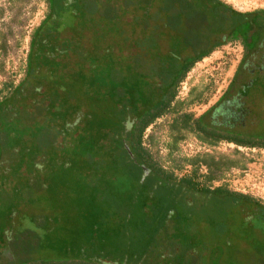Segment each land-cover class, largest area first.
I'll list each match as a JSON object with an SVG mask.
<instances>
[{"label":"rangeland","instance_id":"374dc122","mask_svg":"<svg viewBox=\"0 0 264 264\" xmlns=\"http://www.w3.org/2000/svg\"><path fill=\"white\" fill-rule=\"evenodd\" d=\"M125 1H66L54 22V33L58 30L60 41H67V54L63 59L44 61L37 82L28 80L23 85L33 35L49 15L50 2L0 0V89L6 83L13 89L22 88L12 107L0 110V262L28 254L52 255L53 239L61 237L65 247L76 243L85 254L113 264H264L263 233L244 230L239 223L231 225L218 215L212 202L203 208L199 197L192 199L176 189L170 192L165 187L168 183L160 182L137 194L116 183L115 172L110 183L101 155L86 154L85 146L92 143L89 135L95 133V129L89 131L95 126L90 100L102 87L88 80L89 74L98 76L103 66L96 50L110 46L117 52L128 43L130 29L140 27L137 17L144 7L142 1L124 5ZM148 1L169 6L167 15L202 12L199 0ZM221 1L242 13L264 10V0ZM204 23L203 16L190 22L191 27ZM123 26H127L126 34ZM188 34L197 42L195 50L206 47L202 39L189 30ZM230 37L196 62L179 85L181 98L192 86H208L203 100L184 107L194 116L214 109L236 84L237 75L243 74L247 50ZM259 66L264 75V62ZM117 98L127 100L123 91ZM256 103L264 106V92ZM170 121V115L157 119L143 136V145L166 168L171 165ZM184 134L172 157L210 153L238 159L239 167L225 172L213 187L224 184L264 203V148L226 141L208 146L194 133ZM114 139L111 134L101 142L112 147ZM189 169L186 165L174 171L180 177ZM107 199L112 201L110 207L103 206ZM90 225L97 229L92 232ZM65 230H77L75 242ZM103 230H109L111 237L104 240Z\"/></svg>","mask_w":264,"mask_h":264},{"label":"trees","instance_id":"16d2710c","mask_svg":"<svg viewBox=\"0 0 264 264\" xmlns=\"http://www.w3.org/2000/svg\"><path fill=\"white\" fill-rule=\"evenodd\" d=\"M66 1L68 0H49L50 13L33 35L28 74L23 85L28 80L36 81L38 71L46 66L44 61L53 62L58 58L63 59L62 55L67 54V41H60L58 30L54 33L56 24L54 22L59 18L58 12L66 7ZM141 1V7H144L141 15L137 17L140 27L137 30L130 29L128 43L120 45L117 52L110 46L96 50L99 59L102 60L98 63L103 66L101 70H98L100 73L98 76L93 73L89 74L88 80L93 84L99 83L102 87L98 91L99 94L93 93L94 99L90 100L92 110L90 113L95 126L89 127V131L91 133L95 129V133L89 135L92 143L85 146L86 154L88 156L101 155V163L111 175L108 177V182L112 181L114 176L112 172H115L118 176L116 183H121L123 187H131L130 191L135 194L140 190L156 186L160 182L168 183L165 187L169 188L170 192L176 189L185 196H191L192 199L199 197L204 203L201 205L203 208L205 204L212 202L219 209L217 210L218 215L227 218L231 225L239 223L244 230L250 228L255 232L263 233L264 236L263 202L248 194L232 191L224 184L213 187V182L222 179L225 172L239 167L238 159L215 156L210 153L196 154L182 159L172 157V153L177 150L178 143L184 139L185 132L194 133L199 141L208 146H216L220 141H226L242 147L264 148V137L241 138L229 132L216 130L202 124L199 119H193L190 113L178 114L177 109L175 110L177 115L169 124L171 138L168 157L171 165L168 168L163 166L155 159L150 149L143 145V136L147 127L157 117L171 109L179 82L184 79L196 62L207 56L219 44L209 45L192 53L191 50L194 48L188 44V30H192L191 33L196 38H199L201 31V38H203L207 29H210V20L213 17L211 8L215 4L227 8L235 18L248 13L238 12L221 0H199L198 5L202 12L198 18L203 16L205 23L201 27H191L190 16L193 13L183 15L180 11L173 12V10L172 14L167 15L165 8L169 6L163 2L154 6L150 5L148 0ZM125 4L131 5L132 3L130 4V0H127ZM254 13L264 14V10H255L252 14ZM155 17L157 21L152 28L148 24ZM235 25L239 31L247 28V26L242 27L238 21H234L231 26ZM126 29L127 26L125 28L123 26V34L127 33ZM155 74L169 76L173 74V77L165 96L151 105L150 79ZM260 88L264 90V84ZM21 90V87L13 89L11 83L4 84L0 89V110H9ZM4 91H6L5 95L2 94ZM122 91L123 96H127V100L119 101L117 95H120ZM180 103L176 101L172 110ZM111 134L115 136L112 147H106L101 141H105L108 136L111 137ZM94 137L100 139L97 141ZM126 160H130V164ZM186 165L190 166L187 172L180 177L175 174L174 169H183ZM103 203L104 207L112 205L110 199ZM202 212L203 209L201 214H204ZM85 223L89 225L91 221L86 219ZM90 226H92V232L97 229L96 227L94 230V226ZM65 231L75 242L77 230ZM109 237H111L109 230H103L102 238L106 240ZM62 240L65 239L61 237L53 239L52 255L28 254L27 258H16L10 262H0V264H67L66 260L69 259H72L71 264H106L107 261L104 259L85 254L81 248L76 246V243L71 246L72 248L65 247Z\"/></svg>","mask_w":264,"mask_h":264},{"label":"flooded vegetation","instance_id":"af4514ba","mask_svg":"<svg viewBox=\"0 0 264 264\" xmlns=\"http://www.w3.org/2000/svg\"><path fill=\"white\" fill-rule=\"evenodd\" d=\"M153 9L154 11H157L156 8ZM211 10L213 17L212 20H210V29H207L203 38H201L200 31L199 38L197 39H202L206 47L209 45L213 46L217 43H219L218 46L226 43L230 36L235 40L242 42L247 50V58L242 67L243 74L237 75L236 84L228 89L214 109L199 116H194L192 113L187 112L184 107L203 100L205 97L204 94L208 90V86H192L189 88L186 96L181 98L178 96V89L180 83L184 80L183 79L176 87V95L171 104V109H168L161 116L157 117L155 121L166 115H170L172 121L177 115L175 110L178 109V114L190 113L192 114L193 119H199L202 124L216 130L229 132L230 134L241 138L254 139L264 137V106L260 108L256 103L259 93L261 92L263 95L264 92V90L260 88L261 85L264 84V75L258 70L260 67L259 64L264 62V14H244L243 16L239 15L235 18L234 14L227 8L217 4H215ZM199 14L200 13H193V15L190 16V19L196 23L198 20H201V18H198ZM153 19L154 20L148 24L152 28L156 24L155 21H157L156 17ZM234 21L240 22L242 27L247 26V28L244 31H239L236 25L231 26ZM188 41V44L194 48L191 52L195 53L197 42L190 38L189 34ZM200 50L201 48H198L197 51ZM172 77L173 74H171V76L155 74L151 77L149 88L152 98L151 105L153 102L158 101L165 96ZM176 101H180L181 103L172 110ZM155 121L150 125L154 124ZM66 263L71 264L72 259L66 260ZM106 264L113 263L107 261Z\"/></svg>","mask_w":264,"mask_h":264}]
</instances>
